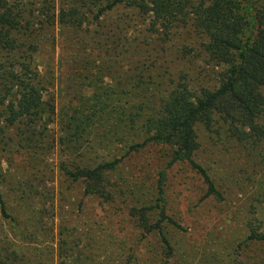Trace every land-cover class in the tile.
I'll list each match as a JSON object with an SVG mask.
<instances>
[{"label":"trees","instance_id":"1","mask_svg":"<svg viewBox=\"0 0 264 264\" xmlns=\"http://www.w3.org/2000/svg\"><path fill=\"white\" fill-rule=\"evenodd\" d=\"M120 6L149 15L144 31L156 36V43L170 39L174 28L186 29L196 40L182 46L183 62L190 68L174 75L135 64L122 76L110 74L116 62L105 57L113 51L120 55L125 38L108 26L109 30L99 27L84 37L80 26L86 12L97 20ZM69 33L77 44L86 38L95 53L79 55L73 60L78 68L66 72L60 69V60L51 64L49 54L54 53L55 38L60 44ZM44 45L49 48L47 62L39 65L36 59ZM82 84L91 89L89 97L76 93ZM71 92L72 100L57 104V97ZM132 137L134 141L127 139ZM203 139L224 156H237L249 169L264 168V0H0V143L5 140L0 153L14 148L27 171L21 187L7 189L21 195L25 191V198L14 197L17 205L27 204L42 189L52 169L65 183L58 192L65 205L74 204L68 192L76 184L85 198L105 202L115 192L133 198L131 189L122 191L140 187L144 192L135 199L137 205L126 211L132 226L156 239L167 259L181 257L180 239L186 232L168 214V171L181 165L198 181L203 193L195 208L207 204L224 208L231 197L228 182L198 161ZM144 151L153 153L156 162L149 177L131 175L133 181L121 179L122 186L110 183L112 174ZM48 156L58 162L49 166ZM6 179L0 167V218L14 222L15 207L2 190ZM243 180L254 188L252 178ZM255 185L248 213L262 218L263 179ZM41 196L51 200L47 193ZM259 222L247 218L243 223L250 244L264 243V234L254 229ZM57 237L58 263L78 264L69 248L71 235L65 231ZM224 242L222 251L233 252L231 242Z\"/></svg>","mask_w":264,"mask_h":264},{"label":"rangeland","instance_id":"2","mask_svg":"<svg viewBox=\"0 0 264 264\" xmlns=\"http://www.w3.org/2000/svg\"><path fill=\"white\" fill-rule=\"evenodd\" d=\"M86 14L87 19L80 26L81 36L87 37L92 30L99 27L103 31L109 30L105 27L108 26L117 36L125 38L120 55L117 56V52L113 51V54L108 52L105 57V61L110 56L109 59L116 62L109 68L110 74L122 76V72L135 64L151 66L152 72L166 69L174 75L182 68H190L183 62L185 60L182 46H192L196 40L190 37L186 29H172L170 39L160 44L155 42L156 36L148 35L144 31L148 28L149 15H138L135 11L121 6L97 20L92 19V13ZM65 37L60 44L55 38L54 53L51 56L49 54V61L56 64L60 60V69L66 72L74 71L78 66L74 65L73 60H77L79 55L94 54L95 48L91 43H87L88 40L84 37L79 44L72 33ZM81 43L86 45L85 48ZM108 46L110 49V44ZM48 49L46 45L42 47V54L36 59L39 65L47 62L45 56ZM80 50L82 52H79ZM54 78L56 79V75ZM51 84V90L55 93L54 80ZM61 86L65 88L66 84L61 83ZM90 90L84 84L75 89L77 94L84 97L91 95ZM72 92L70 95L57 97V104L62 106L72 100ZM127 139L134 141V137ZM206 142L203 139L198 161L228 182L231 186V197L224 208H218L214 204L195 208L203 193L198 181L184 166L176 165L168 171V214L173 215L186 232L180 239L179 252L182 256L174 254L170 259L161 252L157 240L134 228L126 215L128 207L137 205L135 199L140 198L139 195L144 189L139 187V190H135L123 185L125 191L122 192L131 189L135 195L133 198L131 195L124 198L115 192L113 199L105 202L102 198H85L81 194L80 185L76 184L74 189L68 192L70 199L75 200L74 204L65 205L58 199L59 188L62 185L64 189L65 183L61 184L58 172L52 169L51 175L44 177L42 189L38 188L36 195L32 196L27 204L17 205L15 199L25 198V191L21 195V191L13 192L7 189L9 186L21 187L27 171L24 173L22 158L15 149L6 147L7 149L0 153V167L7 178L6 189L2 190L11 207H15V215H12L15 220L10 222L0 218V264H59L55 256L57 234L65 231L71 235L72 244H69V248L78 259V264H235L236 260L240 261V264H264V243L250 244L246 239L248 233L243 228L247 218H257L260 224L256 223L254 229L264 234V217L261 218L257 213H248L252 206L249 205L253 199L252 192L256 188L255 181H264V168L249 169L237 156H224L219 148L217 151ZM46 160L49 166L51 161L58 162L54 156H48ZM155 164L153 153L144 151L129 158L117 173L111 175L110 183L116 181L122 186L121 179L133 181L131 175L149 177ZM245 176L254 180V188L250 186L251 182L243 180ZM138 180L140 178L135 182L138 183ZM41 192L47 193L51 200H46L41 196ZM224 241L231 242L233 252L229 249L222 251ZM185 250L191 255L184 253ZM213 253L217 255L214 259L210 256ZM234 257L236 259H233Z\"/></svg>","mask_w":264,"mask_h":264}]
</instances>
